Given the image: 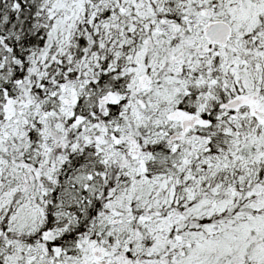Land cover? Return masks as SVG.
<instances>
[{
    "label": "snow or ice",
    "instance_id": "snow-or-ice-1",
    "mask_svg": "<svg viewBox=\"0 0 264 264\" xmlns=\"http://www.w3.org/2000/svg\"><path fill=\"white\" fill-rule=\"evenodd\" d=\"M0 264H264V0H0Z\"/></svg>",
    "mask_w": 264,
    "mask_h": 264
}]
</instances>
